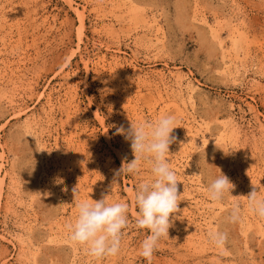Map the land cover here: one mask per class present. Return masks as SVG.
Here are the masks:
<instances>
[{
  "label": "rangeland",
  "instance_id": "rangeland-1",
  "mask_svg": "<svg viewBox=\"0 0 264 264\" xmlns=\"http://www.w3.org/2000/svg\"><path fill=\"white\" fill-rule=\"evenodd\" d=\"M168 114L181 201L151 264H264L247 198L252 182L264 197V0H0V264H148L134 192L150 167L115 175L134 159L116 129ZM222 174L235 187L212 202ZM77 185L129 203L118 255L69 239Z\"/></svg>",
  "mask_w": 264,
  "mask_h": 264
},
{
  "label": "clouds",
  "instance_id": "clouds-1",
  "mask_svg": "<svg viewBox=\"0 0 264 264\" xmlns=\"http://www.w3.org/2000/svg\"><path fill=\"white\" fill-rule=\"evenodd\" d=\"M175 116L162 115L155 121L133 122L125 129L120 126L116 133L130 141L134 159L128 161L125 156L122 165L115 170L117 177L136 176L141 172L142 163L147 162L151 175L137 183L134 201L137 207L135 225L140 229H148L149 235L141 242L140 255L151 264L154 252L162 238L169 236V228L173 226L175 213L179 210L180 195L177 173L168 160L169 146L174 142L173 129L176 128ZM39 147V137L30 134ZM226 154L228 152H225ZM61 182V181H58ZM252 190L248 193V206L260 218H264V197L258 196V187L252 182ZM114 189V183L110 186ZM235 185L222 174L208 186V198L212 202L222 201L227 193H231ZM78 185L73 188L77 215L69 224V239L85 247L87 254L95 259L114 257L122 249L124 229L129 224V203L124 201L110 202L108 195L99 200H89L79 196ZM242 205L233 201L229 221L237 223L241 220ZM171 217V219H170ZM210 241L219 249H223L228 234L218 230H210Z\"/></svg>",
  "mask_w": 264,
  "mask_h": 264
}]
</instances>
